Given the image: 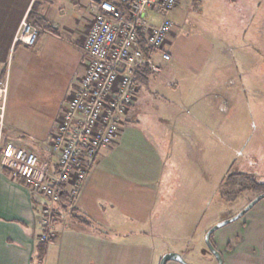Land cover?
<instances>
[{"label": "rangeland", "instance_id": "1", "mask_svg": "<svg viewBox=\"0 0 264 264\" xmlns=\"http://www.w3.org/2000/svg\"><path fill=\"white\" fill-rule=\"evenodd\" d=\"M168 18L174 23L167 46L171 70L154 76L159 87L145 90L155 101L130 125L144 136L152 128L147 124L166 131V166L152 225L143 222L128 237L142 246L140 264H147V253L148 264H158L169 252L188 264H217L207 231L237 214L264 184V0H180ZM7 87L0 166L7 162L3 148L27 147L5 136ZM211 236L223 264H263L264 198ZM227 240L236 241L230 253L223 251Z\"/></svg>", "mask_w": 264, "mask_h": 264}, {"label": "crops", "instance_id": "2", "mask_svg": "<svg viewBox=\"0 0 264 264\" xmlns=\"http://www.w3.org/2000/svg\"><path fill=\"white\" fill-rule=\"evenodd\" d=\"M92 1L0 0V78L7 75L9 85L5 136L15 137L51 168L52 137L89 64L84 42L93 21ZM24 17L42 25L33 46L14 40ZM168 68L165 64L162 76ZM159 80L138 92L118 137L101 150L86 179L77 187L64 185L66 207L56 210L57 236L51 241L40 239L41 200L1 163L0 264H140L142 246L128 234L140 232L143 222L152 225L166 166V131L147 124L152 141L134 124L155 101L147 90L157 89ZM70 209L77 217L68 214ZM235 242L227 240L223 251L230 253ZM144 256L148 264V253Z\"/></svg>", "mask_w": 264, "mask_h": 264}, {"label": "built area", "instance_id": "3", "mask_svg": "<svg viewBox=\"0 0 264 264\" xmlns=\"http://www.w3.org/2000/svg\"><path fill=\"white\" fill-rule=\"evenodd\" d=\"M118 2L121 6L109 0L91 2L93 22L84 42L89 64L52 138L55 166L51 168L28 148L13 144L3 148L11 175L41 195L40 239L45 242L57 236L54 212L62 184L79 186L101 150L112 145L123 128L141 89L137 72L160 75L172 57L167 46L174 23L168 14L180 0ZM26 20L20 22L14 40L33 46L38 29ZM7 83V75L0 78V128L4 125Z\"/></svg>", "mask_w": 264, "mask_h": 264}, {"label": "water", "instance_id": "4", "mask_svg": "<svg viewBox=\"0 0 264 264\" xmlns=\"http://www.w3.org/2000/svg\"><path fill=\"white\" fill-rule=\"evenodd\" d=\"M95 1H99V0H95ZM262 198H264V192L260 193L259 195H257L253 200L249 201V203L243 207L237 214H235L234 216L225 219L217 224H215L214 226H212L206 233L205 235V243L206 246L208 247L209 251L214 255L217 264H223V260H222V255L220 253V251L217 250V248L212 244L211 242V235L218 230L220 227L231 223L233 221H236L240 218H242L245 213L250 210L259 200H261ZM176 261L180 264H188L185 259L176 252H169L164 254L160 260L158 264H166V262L168 261Z\"/></svg>", "mask_w": 264, "mask_h": 264}, {"label": "trees", "instance_id": "5", "mask_svg": "<svg viewBox=\"0 0 264 264\" xmlns=\"http://www.w3.org/2000/svg\"><path fill=\"white\" fill-rule=\"evenodd\" d=\"M109 1L113 2L117 6H121L120 3L118 2V0H109ZM36 28L38 29V34H39L40 31H41V29H42V25L38 24ZM44 30H47V29H44ZM49 31H51V30H49ZM154 76L155 75L149 73L147 70H141V71H138L137 74H136V81L140 85V88H144V87L145 88H148V84L150 83V81H152V79L154 78ZM64 185L65 184H62V186H61V194H60V197H59V201L57 203L56 210H57V208H65L66 207V203H65L66 196H65V194L63 192ZM257 186L261 187L260 192H264V184H257ZM75 211H76L75 209H70L69 212H68V214L71 215L72 217H77V214L75 213ZM56 214H57V212H54L55 221H57V215Z\"/></svg>", "mask_w": 264, "mask_h": 264}, {"label": "flooded vegetation", "instance_id": "6", "mask_svg": "<svg viewBox=\"0 0 264 264\" xmlns=\"http://www.w3.org/2000/svg\"><path fill=\"white\" fill-rule=\"evenodd\" d=\"M217 263V262H216ZM263 264H264V253H263Z\"/></svg>", "mask_w": 264, "mask_h": 264}]
</instances>
